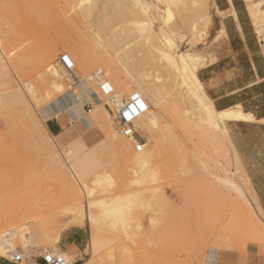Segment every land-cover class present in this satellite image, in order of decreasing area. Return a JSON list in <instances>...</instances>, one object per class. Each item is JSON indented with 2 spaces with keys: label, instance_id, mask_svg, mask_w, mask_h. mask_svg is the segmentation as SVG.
Masks as SVG:
<instances>
[{
  "label": "rangeland",
  "instance_id": "obj_1",
  "mask_svg": "<svg viewBox=\"0 0 264 264\" xmlns=\"http://www.w3.org/2000/svg\"><path fill=\"white\" fill-rule=\"evenodd\" d=\"M144 1L151 11L157 5ZM193 1L173 5L170 23L179 26L174 38L178 47L203 56L204 68L208 59L203 52L220 58L228 45L210 44L219 28L217 17L221 20L224 14L209 6L214 18L211 35L203 41L195 39L190 31L195 19ZM238 1L246 22L251 23L246 11L249 3ZM89 3L91 18L83 12L81 1L0 0V96L8 94L11 103L10 108L4 107L0 97V231L11 229L13 225L4 221L15 216H21L23 223L33 220L32 225L49 218L52 236L60 244L61 230L76 221L86 223L88 239L90 228L94 237L79 264H222L238 252L264 251L259 230L264 216L228 142L223 138L218 141L208 124L207 128L198 124L188 131L181 129L159 102L155 89L143 85L142 80L149 83L160 69L168 67L157 40L145 37L139 22L121 14L120 0ZM214 38L213 42L221 40ZM63 54L74 61V75L79 79L98 71L92 66L85 74L77 67L90 62L101 66L110 81L119 78L114 90L124 99L131 95L127 88L136 91L124 73L129 72L147 92L159 126L166 121L174 124L173 133L155 126L139 130L144 148L138 152L135 140L122 136L111 107L107 108L117 128L115 134L104 123L96 122L84 107L76 117L71 115L62 123L73 122L70 131L47 139L54 144L61 138L56 148L58 158L53 157L61 166L68 167L70 162L87 165L82 180L91 192L84 189L86 196L81 187L74 186L84 193L82 200L68 195L69 184L64 185L65 179L56 176V159L38 147L47 142L44 134L37 142L25 126L10 130L15 116L26 117L29 111L48 129L44 117L73 83L60 63ZM94 86L100 93L96 82ZM153 102H159L160 114ZM224 181L236 184L225 187ZM68 241L66 236L62 243L65 249ZM39 249L41 243L36 242L30 256L47 251ZM65 255L68 259V253ZM30 256L23 264L32 263Z\"/></svg>",
  "mask_w": 264,
  "mask_h": 264
},
{
  "label": "bare ground",
  "instance_id": "obj_2",
  "mask_svg": "<svg viewBox=\"0 0 264 264\" xmlns=\"http://www.w3.org/2000/svg\"><path fill=\"white\" fill-rule=\"evenodd\" d=\"M66 1H70V0H66ZM72 1L83 2L82 4L83 12L87 15L88 18H91L92 3H89L90 0H72ZM120 1L123 5L121 14L132 18L136 22H139L142 26L143 35L145 37H150L152 39L157 40L158 42L157 47L159 48V50L164 52L165 58L167 60L168 67L166 69H160L158 72L159 75L155 77V80L153 79V81L149 83H146L145 80H142L143 85L147 86L148 89L151 88L155 89V91L159 94V102H162L164 104L168 113L172 115V117L176 120L177 125L181 127V129H183L184 131L191 130L195 125L198 124L199 126L201 124H204L206 128L208 124L211 128H213L215 131L214 132L215 138L218 139V141H221V138H223L228 142V144L231 147L232 153L234 154L233 156L236 157V161L238 160L240 166H242L239 161L238 155L235 151V148L231 144V140H230L231 138L228 135L226 122L229 120H249L252 119V116L244 115L241 106H236L227 109L225 111H218L215 108L214 102L207 94L205 84L201 81V79L198 76V72L201 69L202 65L204 64L203 56L195 55L191 53V51L189 50L182 51L174 41L179 26L171 25L170 23L171 20L173 22V17H174L172 6L187 4L186 0H151L153 3L157 4L153 6L152 11L150 10L151 8H149L146 5L144 0H120ZM246 1L249 3L247 10L252 18V24L255 27L257 34L264 41V36H263L264 35V0H246ZM192 3L194 5L193 11H194L195 19L192 21V24H190L191 25L190 31L195 39L203 41L211 35L212 26L214 24V18L210 13L208 7L214 6L216 12L220 15H223L224 13L218 10L214 0H194ZM232 15H234L237 18V13L235 11H233ZM186 26H188V28ZM186 26H183V29L184 27L189 29V25ZM226 35H227L226 31L225 29H223L220 31L218 35L215 36L214 40L216 41L220 40L226 37ZM1 53L2 52L0 51V54ZM90 64L91 62L79 65L77 67L82 68L85 71V74L86 71L90 70V68L92 69V66H94V68L97 67L98 70L97 72L103 71L101 66L95 65V63L92 65ZM96 73L94 72V74ZM124 73L129 79V81L135 85L136 87L135 92H139L140 94H142V96L148 101L149 98L147 92H145L141 84H139L138 81H136L134 77L131 74H129V72L125 71ZM140 77L142 76L138 75V78ZM95 82L96 81L94 75L93 76L87 75L84 76L83 79H79L77 90L70 91L69 89L68 90L66 89L64 92H62L58 96V102L56 105L60 106L59 110L60 112L63 111L64 114L58 115L60 113H56L55 115H58L59 119L61 120H63L64 116L68 115L65 112L68 113L75 112V114L79 115L80 113L79 111L83 109V107L85 108L87 104H90L92 106V109H90L89 113L91 114L93 119H95L96 122L99 121L101 123H104L107 129H109L115 134L117 132V128L113 123V121L111 120V116L109 115V111L107 107L108 105L121 107L128 99H124L122 93H116L112 99H108L100 95V93L96 90L94 86ZM110 83L114 87L119 83V78H117L116 80L115 79L111 80ZM127 90L131 94L134 93L130 88H127ZM0 97L2 98L3 106L6 108H10L11 103L8 102L9 101L8 94H3ZM159 102H153L151 104L152 106H154V108H156L155 110L160 114V110L158 108ZM15 118L16 119H14L13 126L10 125L11 132H13L12 130L17 131L21 129V126H25L33 141H37L38 140L37 137L39 135H40L39 140H43L44 138H42L43 136L41 137V134H44V137L46 136L45 140L47 142H44L43 144L39 143L38 147L40 146L41 148L43 147L45 151H47L46 153L50 154V156L48 157L53 158L55 156L56 158H58L56 148L58 147V143L60 142L61 138L57 137L58 140H55L54 144L49 143L48 142L49 139H47V136L50 135L51 137H54V135H52L47 128H43L41 121L32 111H29L26 117L15 116ZM9 122L10 120L8 121V123ZM173 125L174 124L166 121L165 125L159 126L158 119L154 115L153 110L149 107L148 112L137 122L136 127H137V131H139V130L148 129L151 126H155V127H160L161 130H165L167 132L173 133L174 132ZM7 128L9 129V127ZM176 137H178V135H176ZM47 155L48 154H46V156ZM56 158H53L54 161ZM55 163H57V159ZM57 164H59V166L57 165L58 167L56 168L54 167L57 175L55 174V172L53 173L59 178V180H64V179L65 181L68 180V182L63 181L64 185L69 184L68 187L71 191L69 189H66L67 193H69L68 195L72 198L77 197L79 200H82L81 198L83 197L82 195L84 193L81 190L80 192L81 194H80L78 190H80L81 188L84 190L85 189L84 186L86 187V184L85 185L83 184L84 180L82 179L87 174V171L85 170L88 168L87 165L81 163L71 164L70 162L68 163V167H67L63 165L61 166L59 162ZM84 166L87 168H85ZM52 171L54 170L52 169ZM233 176L237 177L238 176L237 172H234ZM70 181L73 182L72 185H71L72 182L69 183ZM233 184L236 183H233L232 181H226L225 187L226 186L229 187L230 185ZM75 185L76 187H79L78 190L76 187L74 188ZM86 188L89 187L87 186ZM73 189L75 193L77 191L78 192L75 194L73 192ZM85 190L88 191L89 189H85ZM85 190L84 192L85 194H87ZM89 192H91V190H89ZM77 194H80L81 196ZM86 196H88V194ZM75 201H77V199ZM78 203H77V207L75 208H78L79 210ZM84 216H82V218H85ZM4 217L5 216H3V218ZM20 217L15 216L10 220H8V222L3 220L4 222L9 223L13 226L11 229L9 228V230L4 229L0 231L1 257L6 259H9L8 257H10V259H12L11 257L19 254L22 255L26 260L27 255L30 256V252L33 250V246L36 242L41 243V249H39L38 251L40 250L44 251L45 248L47 251H52V252H57L60 250L58 249L57 238L52 236L53 233L49 218H42L34 225H32L31 223H33L32 222L33 220L28 221L27 223H23V221L21 220L22 218ZM3 221L2 223H4ZM259 230L261 236L264 239V223L259 225ZM89 236H90L89 243H92L94 232L91 230V228H90ZM47 244L51 245L52 247H49V245ZM59 254H62L65 257L68 264H79L77 260L70 253H68L69 256L68 259L65 253H59ZM30 258L32 263L31 262L29 263L38 264L34 256H30Z\"/></svg>",
  "mask_w": 264,
  "mask_h": 264
},
{
  "label": "crops",
  "instance_id": "obj_3",
  "mask_svg": "<svg viewBox=\"0 0 264 264\" xmlns=\"http://www.w3.org/2000/svg\"><path fill=\"white\" fill-rule=\"evenodd\" d=\"M214 2L224 16L221 20L217 17L220 23L213 37L223 29L227 35L218 42H213L212 37L210 44L225 42L228 45L221 52L220 58L203 52L208 63L199 70L198 76L205 84L207 94L218 111L241 106L244 115L252 116L253 120H229L226 127L231 144L264 216V41L258 36L252 22H246L238 0ZM233 11L237 13V18L232 15ZM211 59L213 61L209 63ZM59 109V105L53 104L44 117L47 119L48 130L54 136L67 134L74 124L69 122L63 126L62 123L72 116H77L75 112H65L68 115L64 116L62 121L58 115L64 112ZM56 113L60 114L55 115ZM84 227H87L86 223L76 221L61 230L59 236L61 242L58 248L66 250L64 252L70 253L78 263L88 251L89 239ZM66 236L69 240L67 249L62 244ZM0 264L13 263L0 257ZM222 264H264V251L251 249L238 252L223 259Z\"/></svg>",
  "mask_w": 264,
  "mask_h": 264
},
{
  "label": "built area",
  "instance_id": "obj_4",
  "mask_svg": "<svg viewBox=\"0 0 264 264\" xmlns=\"http://www.w3.org/2000/svg\"><path fill=\"white\" fill-rule=\"evenodd\" d=\"M60 63L72 76L73 83L69 85V90L74 91V88L79 83V78L74 75V70L76 69L74 61L68 54H63L60 57ZM94 78L98 84L100 93L104 97L112 99L116 92L104 71L96 73ZM109 107H111L113 120L118 124L122 136L127 139H134L135 150L138 152L142 151L144 148L143 139L137 131L136 124L148 112L150 107L148 101L139 92H134L121 107H115L113 105ZM85 109L90 112L91 105L87 104ZM35 260L38 264H68L62 254L52 251L42 252V255L35 257ZM23 261L24 257L19 254L14 255L11 259L13 264H23Z\"/></svg>",
  "mask_w": 264,
  "mask_h": 264
}]
</instances>
